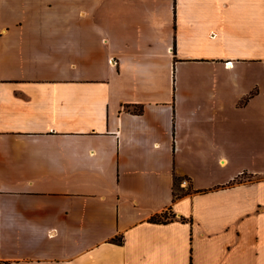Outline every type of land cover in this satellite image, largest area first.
Segmentation results:
<instances>
[{"label": "crops", "instance_id": "1", "mask_svg": "<svg viewBox=\"0 0 264 264\" xmlns=\"http://www.w3.org/2000/svg\"><path fill=\"white\" fill-rule=\"evenodd\" d=\"M0 264H264V0H0Z\"/></svg>", "mask_w": 264, "mask_h": 264}, {"label": "trees", "instance_id": "2", "mask_svg": "<svg viewBox=\"0 0 264 264\" xmlns=\"http://www.w3.org/2000/svg\"><path fill=\"white\" fill-rule=\"evenodd\" d=\"M175 196V194H174ZM171 216H169L166 212H162L160 214H154L150 217V220L151 221H155V222H165L167 221ZM118 242H121L122 241V238L121 237H118L116 239Z\"/></svg>", "mask_w": 264, "mask_h": 264}, {"label": "built area", "instance_id": "3", "mask_svg": "<svg viewBox=\"0 0 264 264\" xmlns=\"http://www.w3.org/2000/svg\"><path fill=\"white\" fill-rule=\"evenodd\" d=\"M109 63H111V64H115V60H114V58L113 57H110L109 58ZM228 64V62H226V65Z\"/></svg>", "mask_w": 264, "mask_h": 264}]
</instances>
